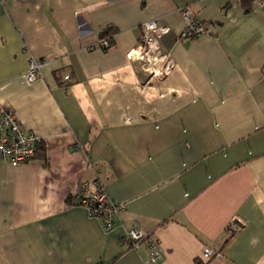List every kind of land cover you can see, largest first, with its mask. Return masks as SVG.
<instances>
[{"label":"crops","instance_id":"1","mask_svg":"<svg viewBox=\"0 0 264 264\" xmlns=\"http://www.w3.org/2000/svg\"><path fill=\"white\" fill-rule=\"evenodd\" d=\"M182 7L211 34L179 37ZM151 20L170 29L150 38L155 67L169 56L162 78L128 56ZM30 58L45 62L33 82ZM3 109L41 138L44 157L0 160V264H198L204 247L215 253L204 264H264L257 0H0ZM96 175L123 205L110 232L74 200ZM131 228L157 240L156 262L145 242L121 243Z\"/></svg>","mask_w":264,"mask_h":264},{"label":"built area","instance_id":"2","mask_svg":"<svg viewBox=\"0 0 264 264\" xmlns=\"http://www.w3.org/2000/svg\"><path fill=\"white\" fill-rule=\"evenodd\" d=\"M260 9L264 12V0H257ZM183 26L179 33L181 38H192L201 35L211 34L212 24L207 21L196 19L187 7L179 9ZM169 27L158 24L156 20L144 22L141 25V37L138 49L132 50L128 56H136L143 68L148 71L151 77L162 78L170 69L168 54H164L165 61L160 67H155L151 62V36L159 37L169 32ZM96 45L100 48H108L110 43L106 38H99ZM44 60L30 58L28 67L24 74L28 82H33L40 77L41 67ZM68 75L63 79L67 80ZM42 143L41 138L24 129L15 113L11 109H3L0 114V160L12 166H19L37 157L38 147ZM75 204L86 209L90 217L100 219L103 229L110 232L114 228V221L123 208L121 203H116L107 194L99 176L93 180H82L78 183L74 196ZM232 230L230 229V232ZM141 242H145L149 255L146 262H156L163 253L156 239L151 238L145 231L139 228H131L125 231L121 243L127 247L137 249ZM215 253L208 247L201 252L198 264H204Z\"/></svg>","mask_w":264,"mask_h":264},{"label":"trees","instance_id":"3","mask_svg":"<svg viewBox=\"0 0 264 264\" xmlns=\"http://www.w3.org/2000/svg\"><path fill=\"white\" fill-rule=\"evenodd\" d=\"M251 0H240L241 5L246 8ZM116 32V28L112 27V26H107L106 28H104L100 33H99V37L100 38H106L108 40L109 43L112 42V36L114 35V33ZM43 148L41 146L38 147V151H37V156H41L42 158L44 157L43 153H42ZM233 232V231H232ZM230 232L229 236L230 237L233 233Z\"/></svg>","mask_w":264,"mask_h":264}]
</instances>
